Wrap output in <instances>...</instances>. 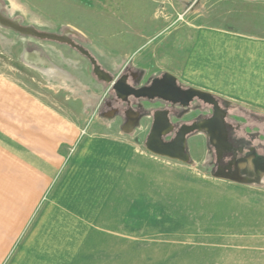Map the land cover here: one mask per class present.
Returning a JSON list of instances; mask_svg holds the SVG:
<instances>
[{"label": "rangeland", "instance_id": "rangeland-1", "mask_svg": "<svg viewBox=\"0 0 264 264\" xmlns=\"http://www.w3.org/2000/svg\"><path fill=\"white\" fill-rule=\"evenodd\" d=\"M0 14L66 39L0 23V77L23 85L71 127L65 139L57 137V148H39V176L25 166L23 186L15 180L5 187L24 199L33 192V200L14 201L22 206L14 221L9 208L8 231L0 214L1 264L14 257L70 264L87 240L90 252L98 242L116 244L99 251L119 264H177L180 258L192 264V257L210 256L214 240L241 235L225 233L227 226L264 208L262 151L255 157L234 148L207 167L211 148L197 135L188 143L190 160L156 154L144 146L143 111L152 103L134 100L129 109L113 89L117 78L139 85L159 72L143 69L144 54L176 44L186 61L199 30L250 28L264 35V0H0ZM159 61L168 68L159 58L152 64ZM210 95L232 108L231 99ZM248 106L252 114L231 111L237 119L227 131L238 124L248 139H264L262 109Z\"/></svg>", "mask_w": 264, "mask_h": 264}, {"label": "crops", "instance_id": "crops-1", "mask_svg": "<svg viewBox=\"0 0 264 264\" xmlns=\"http://www.w3.org/2000/svg\"><path fill=\"white\" fill-rule=\"evenodd\" d=\"M234 30L224 32L210 29L202 34L199 30L192 39L186 61L175 44L172 51L166 47L155 53L144 54L141 58L144 60L143 69L157 66V73L170 72L184 86L187 81L193 88L231 99L230 114L232 110L252 114L248 105H256L262 109L257 115L264 116V35L250 28ZM156 58L166 63L168 68H164V64L160 65V61L152 64ZM70 131L71 127L66 121L57 117L56 111L44 101L23 85L0 77V214H4L1 226L5 231L9 229V208L12 221L20 215L18 206L21 208L22 205L14 201L33 200V192L24 199L16 195L18 192L15 189H12L13 195L9 196L5 187L11 182L23 186L25 166L36 169L35 176H39V148H57V137L65 139ZM34 148H38L36 153ZM25 153L29 156H25ZM254 213L247 214L238 225L225 228V233H240V236L225 235L222 240H214L210 256L192 257V264H264V221L259 219L264 216V208ZM27 214L28 210L18 219L16 231ZM249 233L253 235H242ZM88 243L92 242L87 240L70 264H119L118 257L99 251L105 247L114 249L116 244L102 243L103 247H100L98 242L96 250L90 252L85 249L86 245L89 247ZM29 259L14 257L3 264H40L39 259ZM185 261V258H180L177 264Z\"/></svg>", "mask_w": 264, "mask_h": 264}, {"label": "flooded vegetation", "instance_id": "flooded-vegetation-1", "mask_svg": "<svg viewBox=\"0 0 264 264\" xmlns=\"http://www.w3.org/2000/svg\"><path fill=\"white\" fill-rule=\"evenodd\" d=\"M165 74L166 73L164 72L158 75L155 74L144 84L130 85L137 88L148 86L154 82L162 87H166L167 84L171 83V79L167 78ZM119 79L120 78H117L116 81ZM176 84L181 90L189 88L182 85L177 80ZM188 96L187 93L179 91L178 95L175 96L176 101H167L158 97L148 99L146 97H134L132 95H129L126 99L120 98V100L123 104H127L129 109L133 107L134 100H148L152 103L151 107H142L145 109L143 111V116L148 119V125L144 135V146L146 148H158L160 150L166 148L171 154L178 156L174 158L188 160L190 158L187 149L189 140L197 135H201L204 142L206 141V145L203 144V148H211V157L204 160V162L208 163L207 167H212L213 164L216 166L220 161L227 157V153H231V151L234 152V148H236L235 152L240 154L250 152L255 157L257 156L258 151H262L264 154L263 138L252 136L248 139L245 134L246 131L244 128H239L238 124L232 125L233 128L232 130L230 129V134L228 133L227 125L231 124L229 121H235L236 118H233L228 110L223 109L221 102L211 104L194 96L188 104L183 105L182 102L187 100L189 98ZM195 102H198V107L194 104ZM129 113L132 114L133 111H129ZM117 115H119V109L117 110ZM157 125L162 126L160 136L163 142H177V144L159 148L156 144L155 137L151 135L152 133L154 134ZM182 139L183 144L181 142ZM254 141H256V143L253 144ZM258 156L260 157V155ZM220 168L221 167H219V169ZM226 172H229V170H226L224 174Z\"/></svg>", "mask_w": 264, "mask_h": 264}, {"label": "water", "instance_id": "water-1", "mask_svg": "<svg viewBox=\"0 0 264 264\" xmlns=\"http://www.w3.org/2000/svg\"><path fill=\"white\" fill-rule=\"evenodd\" d=\"M0 23L8 25V26L18 30L21 33H31V34H37V35L43 36V37L61 39L63 41L66 40L65 38H62V37H59L56 35L39 33L30 27H23V26L19 25L16 21H10V20L6 19L1 14H0ZM74 46H76L80 51H83L81 49V47H79L77 45H74ZM102 73L104 74V77L107 81L111 80V77L108 74H106L104 72H102ZM165 76L167 78L171 79V83L167 84L166 87H162V86L152 82V84H150L148 86H141V87L135 88V87L131 86L130 84H128L123 79H119L118 81L114 82L113 89L123 99H126L129 95H132L134 97H146L148 99L158 97V98H161V99L167 100V101H176L175 96H177L178 92L180 91V92H185L189 95V98L187 100H185L184 102H182L183 105L188 104L189 101L194 96L201 98L204 101L211 103V104L217 103L214 100V97H212L209 93H206L202 90L192 88V87H189L185 90H181V88L179 86H177L176 79L174 76H172L169 73H166ZM158 124H159V122H158ZM192 129H194V128H192ZM161 132H162V126L157 125L154 134L153 133L151 134V135H153V137H155L156 144H157V146H159V148H162L163 146L167 147V146H172L174 144L175 145L177 144V142H163L161 140V136H160ZM183 139H184V136H183ZM183 139L181 141L182 144H183ZM161 142H162V144H161ZM179 145H180V143H179ZM148 148L156 154H160V155L168 156V157H178V156H174V154H171L168 150H166V148L161 149V150L158 148H154V149L150 148V147H148Z\"/></svg>", "mask_w": 264, "mask_h": 264}, {"label": "bare ground", "instance_id": "bare-ground-1", "mask_svg": "<svg viewBox=\"0 0 264 264\" xmlns=\"http://www.w3.org/2000/svg\"><path fill=\"white\" fill-rule=\"evenodd\" d=\"M98 70V69H97ZM98 71H100V70H98ZM100 73L102 74V72L100 71ZM189 97V96H188ZM184 101V100H183ZM159 112H161V111H159ZM221 117V116H220ZM219 121V120H218ZM220 124V123H219ZM205 127V126H204ZM190 129V128H189ZM182 135V134H181ZM220 142V141H219Z\"/></svg>", "mask_w": 264, "mask_h": 264}]
</instances>
